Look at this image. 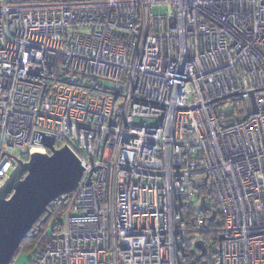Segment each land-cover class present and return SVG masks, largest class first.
Wrapping results in <instances>:
<instances>
[{"label": "built area", "instance_id": "obj_1", "mask_svg": "<svg viewBox=\"0 0 264 264\" xmlns=\"http://www.w3.org/2000/svg\"><path fill=\"white\" fill-rule=\"evenodd\" d=\"M43 135L85 171L30 264H187L206 187L264 264V0H0V186Z\"/></svg>", "mask_w": 264, "mask_h": 264}, {"label": "water", "instance_id": "obj_2", "mask_svg": "<svg viewBox=\"0 0 264 264\" xmlns=\"http://www.w3.org/2000/svg\"><path fill=\"white\" fill-rule=\"evenodd\" d=\"M252 103L257 111L254 97ZM38 144L50 149L51 154L34 153L29 161H19L10 177L0 186V264L12 262L49 205L72 193L85 171L79 158L69 148H56L54 137L43 135ZM201 201V209H208L206 197H202ZM216 214V211L213 212L211 219ZM223 239L224 235H221L220 244ZM196 247L201 256L207 254L203 240H198ZM218 264H223L221 256Z\"/></svg>", "mask_w": 264, "mask_h": 264}, {"label": "trees", "instance_id": "obj_3", "mask_svg": "<svg viewBox=\"0 0 264 264\" xmlns=\"http://www.w3.org/2000/svg\"><path fill=\"white\" fill-rule=\"evenodd\" d=\"M240 99H232L231 102L236 110L238 107L237 102ZM245 105V103H244ZM208 188H202L199 192L201 197H209ZM72 194L64 195L56 200H54L50 205L48 211L41 217V219L33 227V231L30 233L28 238L23 241L20 249H31L36 251L53 236L60 235L64 229V215L71 202ZM192 206L188 208L185 212L183 219L187 221V246L184 252L188 254L187 264H218L220 260V253L218 251L220 244V237L223 233L222 230V215L218 208L216 207L213 211L208 209L199 210V214L208 216L210 220V231L205 233L194 229L192 225V220L195 213L191 212ZM216 211V216L211 219L213 212ZM203 240L207 246V254L201 256V251H199L197 259L193 254H190V248L198 241ZM19 249V250H20ZM18 250V252H19ZM17 252V253H18ZM195 259V260H194ZM32 260V259H31ZM31 262V261H30ZM12 264V262L10 263ZM30 264V263H29Z\"/></svg>", "mask_w": 264, "mask_h": 264}, {"label": "rangeland", "instance_id": "obj_4", "mask_svg": "<svg viewBox=\"0 0 264 264\" xmlns=\"http://www.w3.org/2000/svg\"><path fill=\"white\" fill-rule=\"evenodd\" d=\"M106 87H111V83L106 82ZM230 108L233 109V106ZM228 120L231 124L234 123L235 120L238 121V119H234L232 117ZM198 253H199V249L196 247V243H195L190 248V254H193L195 256V259H197ZM33 255H34V250L32 251L31 249H20L19 252L13 258L12 264H29L31 259L33 258Z\"/></svg>", "mask_w": 264, "mask_h": 264}, {"label": "snow or ice", "instance_id": "obj_5", "mask_svg": "<svg viewBox=\"0 0 264 264\" xmlns=\"http://www.w3.org/2000/svg\"><path fill=\"white\" fill-rule=\"evenodd\" d=\"M208 3H209V5H211V3H212V0H208Z\"/></svg>", "mask_w": 264, "mask_h": 264}]
</instances>
